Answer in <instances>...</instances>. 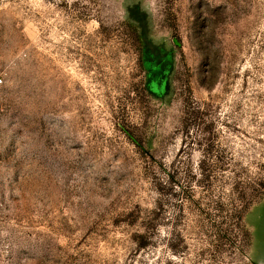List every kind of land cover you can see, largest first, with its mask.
Here are the masks:
<instances>
[{"label": "rangeland", "instance_id": "1", "mask_svg": "<svg viewBox=\"0 0 264 264\" xmlns=\"http://www.w3.org/2000/svg\"><path fill=\"white\" fill-rule=\"evenodd\" d=\"M263 185L264 0H0V264H264Z\"/></svg>", "mask_w": 264, "mask_h": 264}, {"label": "trees", "instance_id": "2", "mask_svg": "<svg viewBox=\"0 0 264 264\" xmlns=\"http://www.w3.org/2000/svg\"><path fill=\"white\" fill-rule=\"evenodd\" d=\"M132 34H133V37L135 39V41L139 44H141V38L139 36V34L137 33L136 29L132 28ZM175 42V41H174ZM130 135V134H129ZM133 139V138H132ZM134 141V139H133ZM136 142V140H135ZM263 189H264V185H263ZM245 207L246 206H243L242 209L239 208L238 210H234L231 215H230V218L231 220L233 221L234 225L237 227V231H243L242 229V224H241V220H242V214L245 210Z\"/></svg>", "mask_w": 264, "mask_h": 264}]
</instances>
